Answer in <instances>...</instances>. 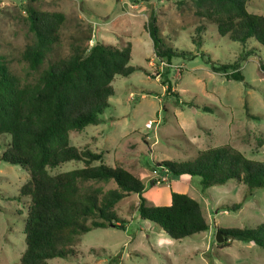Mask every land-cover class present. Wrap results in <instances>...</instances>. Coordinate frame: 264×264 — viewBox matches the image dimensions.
<instances>
[{"label":"rangeland","instance_id":"obj_1","mask_svg":"<svg viewBox=\"0 0 264 264\" xmlns=\"http://www.w3.org/2000/svg\"><path fill=\"white\" fill-rule=\"evenodd\" d=\"M247 7L264 16V0H250ZM31 11L65 17L58 44L36 70L23 58L34 39ZM152 18L165 46L185 56L170 64L156 56L149 33ZM98 42L119 49L131 45L130 65L140 71L115 78L103 123L71 132L68 145L102 153L103 164L121 166L140 178L148 206H168L171 192L188 195L201 205L209 229L173 240L140 219V198L132 194L116 206L124 229L93 230L76 243L78 259L48 264H264V249L253 243L228 241L224 247V234L223 243L216 240L223 229H254L264 223V189L248 197L244 185L230 181L203 192L199 177L175 178L157 167L166 161H192L200 151L225 145L264 161V47L220 36L191 0L182 5L166 0H0V58L23 84H36L50 66ZM236 62L243 82L212 69L213 63ZM10 143L8 134H0V157ZM82 168L81 162H68L50 174ZM29 179L23 168L0 162V264H20L25 252L30 199L21 198L20 190ZM90 187L103 192L117 188L113 182Z\"/></svg>","mask_w":264,"mask_h":264},{"label":"trees","instance_id":"obj_2","mask_svg":"<svg viewBox=\"0 0 264 264\" xmlns=\"http://www.w3.org/2000/svg\"><path fill=\"white\" fill-rule=\"evenodd\" d=\"M166 1L182 5L186 0ZM191 1L202 17L216 25L220 36L242 45L254 40L264 47V16L248 11L250 0ZM29 16L34 39L23 58L36 70L58 44L65 17L36 11L29 12ZM149 33L158 58L170 64L174 58L186 55L165 46L154 18ZM195 44L202 47L200 40ZM131 60V45L119 49L98 42L93 47L78 48L70 58L50 66L36 84H23L0 58V134H8L11 140L0 162L19 166L30 175L20 190L21 198L30 199L24 221L26 249L20 264L78 259L75 245L85 234L96 229L125 228L116 206L132 194L140 198V219L158 226L173 240L191 238L209 229L201 205L188 195L171 192L169 206H148L143 197L146 187L140 178L121 166L103 164L102 153L68 145L71 132L103 123L102 116L115 95V78L140 71L130 65ZM212 66L214 72L228 79L244 81L238 71L239 62ZM163 84L167 92L171 91L167 79ZM68 162H81L84 168L50 174V170ZM157 167L175 178L199 177L203 192L230 181L244 185L248 197L264 189V161L248 159L230 145L200 151L192 161H166ZM103 182H113L117 188L103 192L90 187ZM241 207L242 203L234 208ZM223 231L228 236L224 247L228 241H241L264 249V223L254 229Z\"/></svg>","mask_w":264,"mask_h":264},{"label":"water","instance_id":"obj_3","mask_svg":"<svg viewBox=\"0 0 264 264\" xmlns=\"http://www.w3.org/2000/svg\"><path fill=\"white\" fill-rule=\"evenodd\" d=\"M222 234H224L225 236L227 235L226 233H223V231H218L217 238H216L218 243H223L224 241V239L221 237Z\"/></svg>","mask_w":264,"mask_h":264},{"label":"crops","instance_id":"obj_4","mask_svg":"<svg viewBox=\"0 0 264 264\" xmlns=\"http://www.w3.org/2000/svg\"><path fill=\"white\" fill-rule=\"evenodd\" d=\"M170 199H171V195H170ZM170 204H171V202H170ZM170 204H169V205H170ZM169 205H168V206H169Z\"/></svg>","mask_w":264,"mask_h":264}]
</instances>
